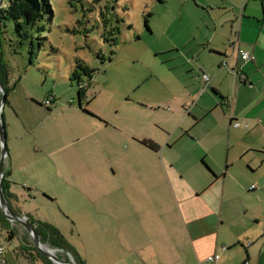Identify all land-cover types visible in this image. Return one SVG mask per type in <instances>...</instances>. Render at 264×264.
<instances>
[{
	"label": "crops",
	"instance_id": "0c3cea01",
	"mask_svg": "<svg viewBox=\"0 0 264 264\" xmlns=\"http://www.w3.org/2000/svg\"><path fill=\"white\" fill-rule=\"evenodd\" d=\"M242 9L229 17V28L213 30L207 44L195 35L172 42L175 55L190 64L182 68L174 62V68H180L177 73H183L176 74L182 78L181 85L183 78L188 82L180 89L187 86L192 95L181 90V102L190 104L183 105L180 123L164 129L168 138L147 132L151 125L143 118L140 125L127 128L91 113L86 90L81 98L76 93L78 103L73 99L68 103L92 119L87 123L89 130L78 138L100 135L113 142L120 136L128 141L123 171L118 172L116 160L117 168L98 167L91 176L98 185L91 193V202L102 205L105 217L115 223L116 231L110 238L122 252L108 250L107 239L97 240L105 244L101 252H107L88 259L78 252V241H68L86 264H148L146 259L154 260L152 264H264V28L252 27ZM235 33L237 46L232 43ZM238 48L251 57L241 59ZM222 60L227 61L226 67ZM201 72L210 74L208 90L202 92ZM177 92L160 97L167 102ZM160 107L172 110L169 103ZM235 120L238 126L232 125ZM22 127L35 138L37 127ZM54 129L50 132L52 143L45 149L36 143L33 148L27 146L26 133L13 130L3 165L15 195L11 207L21 215L42 220L32 214V202H57L78 225V171L62 155L67 146L65 134ZM173 136L176 138L171 139ZM143 139L156 148L144 145ZM183 139L186 145L174 150L179 146L175 142ZM43 150L47 158L33 157ZM4 233L0 225V241H5ZM22 247L19 238L5 246L0 264H42L31 262ZM215 254L217 259L206 261Z\"/></svg>",
	"mask_w": 264,
	"mask_h": 264
},
{
	"label": "rangeland",
	"instance_id": "374dc122",
	"mask_svg": "<svg viewBox=\"0 0 264 264\" xmlns=\"http://www.w3.org/2000/svg\"><path fill=\"white\" fill-rule=\"evenodd\" d=\"M49 1L52 20L45 16L30 30L35 37L34 49L30 47L29 38L19 44L9 26L0 45V64L4 63L7 83L13 86L8 92L3 112H0L4 115L5 129L8 128L6 146L13 138L14 129L26 133L22 129L24 124L37 127L34 129L35 138L29 133L24 137V142L32 148L34 143L43 149L48 148L52 143L50 132L53 134L54 128L64 133L67 146L62 155H66L78 171V225L71 221L66 210L60 208L57 202L34 201L32 214L53 223L67 241H78V252L83 257L88 255L91 259L92 255L100 253L105 256L107 251L101 252L105 244L97 240L103 242L107 239L110 244L108 250L113 248L114 252H122L119 244L110 238L114 237L115 223L110 217H105L102 205L95 203L93 206L91 202V193L98 187L91 176L98 167L106 169L113 165L117 168L116 160L118 172L123 171L128 141L120 136H116L113 142L100 135L78 138L89 130L87 123L92 119L68 106L72 99L78 103L76 93L79 85L73 76L74 71L76 75L80 74V83H87L86 97L90 99L87 109L91 113L127 128L140 125L143 118L151 125L147 132L153 131L168 138L164 129L170 130V126L180 123L183 117L181 90L192 95L187 86L180 89L188 82L183 78L181 85L182 78L176 76L180 74L177 73L180 68H174V62L182 64V68L190 64L175 55V51L171 50L172 42L195 35L207 44L209 34L213 30L229 28L230 18L241 13L248 0ZM242 14L247 16L252 27L264 28V0H249ZM145 19L149 29L145 26ZM38 24H42L44 29L38 30ZM88 68L91 69V78L82 73ZM177 90L180 93L177 92L167 102L160 97L162 93ZM49 93L54 100L48 101ZM166 103H169L171 111L160 107ZM50 119L51 122L48 121ZM154 124L160 128L153 127ZM184 140L175 142L179 146L174 150L186 145ZM45 153L43 150L33 157L40 155L44 158ZM70 168L68 161L67 169ZM18 186L22 189L21 182ZM10 223L17 230L16 235L23 242V247H29L32 240L22 225L13 221ZM97 233L99 237H96ZM17 237L9 242L5 232V241H1L8 248L18 242ZM44 244L51 248L49 244ZM167 251L171 252L170 247ZM31 252L35 254L33 250ZM36 260L44 264L39 257ZM146 261L154 263V260Z\"/></svg>",
	"mask_w": 264,
	"mask_h": 264
},
{
	"label": "trees",
	"instance_id": "16d2710c",
	"mask_svg": "<svg viewBox=\"0 0 264 264\" xmlns=\"http://www.w3.org/2000/svg\"><path fill=\"white\" fill-rule=\"evenodd\" d=\"M39 2H40V9L39 11H35L31 8L30 4L26 0H3V3L0 6V45L3 44V40L5 39L4 33H6V28L7 26H9L11 28L12 33H14V35L16 36L17 42L19 44H22L24 39L29 38L30 47L31 49H34L36 42H35V37L30 32L31 27L35 23L42 21L45 16L49 21H51L53 17V11L50 1L39 0ZM144 22L146 28L149 29V26L147 24L148 22L147 19H145ZM37 29L43 30L44 26L42 24H38ZM3 64H0V81L4 86V90L6 94L5 103H7V96L9 94L8 92L13 88V86H10L7 83L8 80L7 73L4 69ZM90 70L91 69L88 68L86 70H83L82 73H86L91 78ZM73 76L76 80H78L77 83L80 86L81 85L80 74L76 75V72L74 71ZM81 92L82 90L80 89V87H78L77 93H81ZM49 98L54 100V97L50 93L47 96V99ZM84 111L89 113V111L86 109H84ZM2 124L5 126L3 118H2ZM141 142L148 147L156 148L155 144L152 143L150 140L143 139L141 140ZM8 175H9V171H5V175L2 179V191L7 199L9 207L15 213L21 215V213L15 211L11 207V199H13L15 195L10 191V180L8 179ZM44 195L49 197L46 194ZM26 217H27V221L33 225L34 229L36 230L37 234L40 237L41 242L49 244L52 248H58L59 250H56V253L65 258H66L65 252H69L72 255L76 264H86L85 260L79 255V253H77L74 250V248L70 245L67 239L61 234V232L55 226H53L49 222L37 220L27 214ZM10 222L11 221H9L0 211V225L2 226V229H4V231L6 232V237L8 241L13 239L15 236H17L16 235L17 230L11 226ZM24 231L26 235H28L25 229ZM22 250L24 251L26 257L31 262L35 261L36 257H39L40 259H42L44 264H54L51 260H49L44 255L36 251L35 248L33 247V244L29 245V247H22ZM32 250L35 252V254L31 252Z\"/></svg>",
	"mask_w": 264,
	"mask_h": 264
},
{
	"label": "water",
	"instance_id": "95a60500",
	"mask_svg": "<svg viewBox=\"0 0 264 264\" xmlns=\"http://www.w3.org/2000/svg\"><path fill=\"white\" fill-rule=\"evenodd\" d=\"M31 8L35 11H39L40 9V2L39 0H26ZM3 3V0H0V6ZM6 94L4 90V86L0 81V112L3 108L5 103ZM7 154V146H6V131L5 126L2 124V117L0 113V211L1 213L9 220L13 222H18L22 225V227L26 230L28 235L31 237L33 247L36 251L40 254L44 255L46 258L51 260L54 264H76L72 255L69 252L66 253V258L63 256L58 255L57 253H53L52 251H44L41 248V245H44L41 242L39 235L37 234L36 230L34 229L33 225L27 221V217L24 215H18L15 213L8 205L7 199L2 191V179L5 175V171L3 170V165L5 161V157ZM49 250H59L58 248H49Z\"/></svg>",
	"mask_w": 264,
	"mask_h": 264
},
{
	"label": "built area",
	"instance_id": "2783aa9c",
	"mask_svg": "<svg viewBox=\"0 0 264 264\" xmlns=\"http://www.w3.org/2000/svg\"><path fill=\"white\" fill-rule=\"evenodd\" d=\"M235 38H236L235 41H232V43L235 44V46H237V33H235ZM237 50H238V53H239V57H240L241 59L246 60V59H248V58L251 57V55H250L249 52H247V51H245V50H241L240 48H238ZM221 65L224 66V67H226V66H227V61H226V60H222ZM232 71H233L234 73L237 74V72H236L234 69H232ZM200 76H201V79H202V82H203V86H202V88L200 89V92H202V91H204V90L206 89L207 84H208L209 81H210V74H208L207 72H201ZM80 86H81L82 88H85V87L87 86V84H86L85 82H83V84L81 83ZM50 100H51V99L49 98L48 101H50ZM230 118H231V119L234 118L232 112L230 113ZM238 124H239V123H238L237 120H235V121L232 122V125H233V126H238ZM4 249H5V246H4L3 242L0 241V261H2V262L4 261V259L2 258L3 253H4ZM222 249H225V247L222 246ZM218 257H219L218 254H215V255H213V256H208V257L206 258V261H208V262H212L213 260L217 259ZM245 264H247V263H245Z\"/></svg>",
	"mask_w": 264,
	"mask_h": 264
},
{
	"label": "bare ground",
	"instance_id": "6f19581e",
	"mask_svg": "<svg viewBox=\"0 0 264 264\" xmlns=\"http://www.w3.org/2000/svg\"><path fill=\"white\" fill-rule=\"evenodd\" d=\"M41 248L44 250V251H46V250H48V251H52L53 253H56V251L55 250H49V248L50 247H48L47 245H41ZM52 248V247H51ZM59 264H62V263H59Z\"/></svg>",
	"mask_w": 264,
	"mask_h": 264
},
{
	"label": "flooded vegetation",
	"instance_id": "af4514ba",
	"mask_svg": "<svg viewBox=\"0 0 264 264\" xmlns=\"http://www.w3.org/2000/svg\"><path fill=\"white\" fill-rule=\"evenodd\" d=\"M81 83H83V82H81ZM78 87H80V89L82 90L81 93H78V97L81 98V97H82L83 90H84L85 88H82L81 86H78Z\"/></svg>",
	"mask_w": 264,
	"mask_h": 264
}]
</instances>
